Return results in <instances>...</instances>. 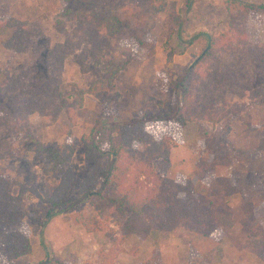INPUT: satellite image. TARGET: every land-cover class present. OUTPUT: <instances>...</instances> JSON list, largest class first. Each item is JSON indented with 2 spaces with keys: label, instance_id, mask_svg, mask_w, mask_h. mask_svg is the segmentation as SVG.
I'll list each match as a JSON object with an SVG mask.
<instances>
[{
  "label": "trees",
  "instance_id": "16d2710c",
  "mask_svg": "<svg viewBox=\"0 0 264 264\" xmlns=\"http://www.w3.org/2000/svg\"><path fill=\"white\" fill-rule=\"evenodd\" d=\"M129 6L140 12L132 13V18L119 14L121 8ZM168 6L167 0H51L49 7L35 5L22 15L9 12L0 16V47L44 61L43 67L39 62L34 67L27 64L19 73L0 66V161L20 158L13 138L24 135L18 151L30 149L45 155L44 173L59 180L46 198L50 205L46 220L74 202H88L93 212L80 211L77 222L87 232L104 231L112 222L119 227L122 242L132 236L146 239L153 230L175 236L183 229L212 236L234 222L233 210L220 201V196L238 192L245 211L241 221L246 233L244 247L264 261V225L253 211L254 197L264 191L263 168L235 167L228 177L213 176L218 164H232L234 155L243 154L230 138L232 117L240 116L246 108L239 103L242 101H235L236 97L264 104V43L250 41L245 27L253 12L264 13V2L228 1L229 28L219 35L200 32L195 36L203 49L181 74L169 79L178 96L176 107L166 110V103L158 101L160 111L124 121L108 120V113H104L97 117L90 133L56 145L44 143L31 129L33 114L51 116L58 122L60 114L66 112L72 119L87 92L98 98L103 108L111 100L117 101L121 95L116 79L135 57L128 54L121 60L114 41L126 31L135 33L143 14L167 12ZM50 14L55 15L54 25L60 33L69 22L75 24L63 41L53 44L50 37L42 41ZM174 31L180 32L177 28ZM136 36L141 47H146L144 38ZM150 47L152 53L154 45ZM75 53L87 62L82 65L84 71L95 70L100 76L87 90L63 78L65 62ZM167 60H172V53ZM168 121L180 127L196 124L207 137L204 148L217 151L212 160L199 159L193 177H170L153 165L159 158L170 160L174 127L168 131L161 127ZM209 122L221 124L220 133L207 129ZM73 125L71 121L66 126L69 134ZM157 128L165 133L158 135ZM78 147L92 163L73 192L76 172L72 160ZM256 149L262 152L259 159L264 160V133ZM1 167L0 264H13V260L32 252L30 233L24 226L25 185ZM15 186L21 187L18 194Z\"/></svg>",
  "mask_w": 264,
  "mask_h": 264
},
{
  "label": "rangeland",
  "instance_id": "374dc122",
  "mask_svg": "<svg viewBox=\"0 0 264 264\" xmlns=\"http://www.w3.org/2000/svg\"><path fill=\"white\" fill-rule=\"evenodd\" d=\"M25 1L26 5L22 0H0V16L7 15L9 12L22 15L26 13L25 9L28 7L33 9L35 5L49 7L51 0ZM228 1L233 0H167L169 3L167 12L143 14L144 16H141L142 19L135 26V33L126 31L121 38L114 41L116 54L121 60L125 59L128 54L135 57H132L133 59L125 70L119 74L121 78L119 79L118 75L116 79V90L120 92V98L117 101L111 100L103 108L99 99L87 92L81 107L74 109L72 119L66 112L60 114L58 122H54L51 116L33 114L30 118L31 129L44 143L56 145L63 141L71 142L82 134L90 133L97 117L104 113H108L105 117L108 120L112 118L124 121L140 117L147 112L160 111L158 101L166 103V110L176 107L178 96L169 86V79L176 78L181 74L192 63L195 55L203 49V43L200 40H194L198 33L208 32L219 35L229 28L231 19L230 8H227ZM244 1L256 3L263 0ZM172 2L176 3L175 7L171 6ZM137 12L140 11L129 6L121 8L119 14L129 15L132 18L135 16L132 13ZM253 13L254 15L249 16L245 25L249 40L263 44L264 13ZM49 17L51 22L45 23V39L42 41H45L46 37H50L52 44L63 41L68 32L74 28V22H69L65 32L60 33L54 25L55 15L50 14ZM176 28L179 29V34L174 31ZM136 35L144 38L147 42L146 47H141ZM151 45H154L152 53ZM169 53H172L171 61L167 60ZM34 59L28 54L4 51L0 47V66L10 69L11 72L19 73L27 64L34 67L37 62L42 67L44 66V61ZM175 59L176 61H174ZM82 65L85 67L87 62L81 58L80 53L70 56L65 62L63 78L66 81L78 83L87 90L92 82L99 79L100 76L95 70L84 71ZM31 75L36 77L35 73H31ZM236 99V102L242 101L239 103L247 105L241 113L242 115L232 117L236 127L239 122L237 119L243 120L248 126V123H251V118H254L255 122H263L264 118L259 112L252 116L248 112L255 103L259 105V100H242L238 97ZM233 107L235 106H231V108ZM231 116L229 115V117ZM71 121H74V125L72 133L69 134L66 126ZM187 125L188 127L186 125L175 126V123L168 121L161 127L167 131L174 127L175 136L173 134L171 140L173 147L177 143L184 144V149L188 152L192 150L196 155L197 149L201 145L199 139L203 138L204 142L206 135L202 133L197 137L196 129L193 128L192 130L195 131L193 132L189 128L191 123ZM220 125L209 122L206 128L213 134H217L220 133ZM156 132L158 135L160 132L165 133L160 128H157ZM253 133L254 130L251 135ZM241 134V130H232L230 138L233 140ZM24 138V135L21 134L13 138L14 149L17 153L20 152V158L6 159L7 162L18 168L16 171H11L10 168L4 167V171L25 185L24 210L26 218L24 226L30 233L32 252L13 260V264H35L39 261L46 264H60L61 262L63 264H142L150 261L152 264H264V261L254 252L244 247L246 233L241 221L245 211L241 203V195L238 192L220 196V201L226 203L233 210L234 222L230 228H220L212 236H203L183 229L178 230L175 236L153 230L146 239L132 236L122 242L119 227L112 222L104 231L94 232H87L84 226L77 222V214L80 211L85 214L93 212V208L88 202L81 205L74 202L75 204L69 205L47 221L46 213L50 205L46 198L56 189L59 180L44 173L42 166L47 162L45 155L30 149L18 151ZM237 148L241 150V147ZM215 153H217L216 150L211 152L207 147L201 148L200 153L194 158L212 160ZM243 154L245 155L242 156L241 153H238L232 157L234 162L241 160L242 164L239 167L244 166L249 158L259 159L262 152L257 151L253 145H247L243 149ZM182 155L186 156L182 153L179 154V156ZM192 157L189 158L193 163L195 159ZM6 160H1L0 163L4 164ZM91 163L86 161L83 148L78 147L72 160L76 172L75 191L73 188V192H76L80 187V182L84 179ZM153 165L158 172L173 177L169 170L170 161L159 158L153 161ZM186 166L180 168H185L190 172ZM261 167L264 170V165ZM216 168L213 176H230V174H219ZM193 176H195L194 173L190 177ZM20 189L21 187L15 186V194H18ZM254 201L253 211L257 219L264 225V192L257 194Z\"/></svg>",
  "mask_w": 264,
  "mask_h": 264
},
{
  "label": "crops",
  "instance_id": "0c3cea01",
  "mask_svg": "<svg viewBox=\"0 0 264 264\" xmlns=\"http://www.w3.org/2000/svg\"><path fill=\"white\" fill-rule=\"evenodd\" d=\"M262 2H264V0ZM174 61H176V59ZM120 78H121V75H119V79ZM245 99H247V98H245ZM248 112H249L250 116L254 115L256 112H259L261 114V116H263V118H264V104H262L260 102L259 105H256V103H255L254 105H252L249 108ZM237 120H239L238 126L236 127V125L233 124V131L241 130L242 134L238 135L237 137H235V139L232 140L233 141V145L236 148L237 147H241V152H243V149L245 147H247V145H253L256 148V146L258 144V141H259V138L264 133V131H263L264 130L263 129L264 120H263L262 123H258V122H255L254 118H251V123H248L249 126L247 125V123H244L243 120H240V119H237ZM188 124H190V123H188ZM186 126L188 127V125H186ZM189 128L191 130L193 128H195L196 131L198 132V136L197 137L201 136L202 132L199 130V128H198V126L196 124L191 123ZM252 130H254V133L251 135ZM192 131L195 132L194 130H192ZM199 140L201 142V145L197 149L196 155L200 153L201 148L202 149L204 148L203 147V144H204L203 138L199 139ZM197 142H199V141L197 140ZM183 146H184V144L177 143V144L174 145V147L172 148V151H171L170 160H169L170 161L169 170L171 171V174L170 173L169 174L172 175L173 177H176L178 175H185V176H191V174L193 175L194 170H195V168L197 166V163H198V160H199V159L197 160V158H194L196 155H194L192 150L188 152L186 149L183 148ZM185 146H187V145H185ZM191 147H194V146L191 145ZM181 153L186 155V156H183V155L179 156V154H181ZM241 155L243 156L245 154L241 153ZM190 156H193L192 158L195 159V160H193V163H192V161H190V158H189ZM240 161H236V162L233 161L234 163H232L231 165H218L216 170H217V172L219 174L221 173V174L229 175V174H231V172L233 171V169L235 167L239 168V169H244V170H254V169L260 168L261 165H264V160L258 159V158H254V157L253 158H249L246 161V164L244 166H241V167H239V165L242 164V163H240ZM4 164L0 163L1 166L6 167V168H10L11 171H16V169L18 168L17 166L11 164L10 162H4ZM183 164L187 165L186 168H188L191 173L188 172L185 168H183V169L180 168V167L184 166ZM10 165H11V167H10ZM1 166H0V172L3 169ZM194 166H195V168H194ZM175 167H176V169H175ZM9 175H11V174L9 173ZM23 175H24V173H23ZM263 192H261V193H263Z\"/></svg>",
  "mask_w": 264,
  "mask_h": 264
}]
</instances>
